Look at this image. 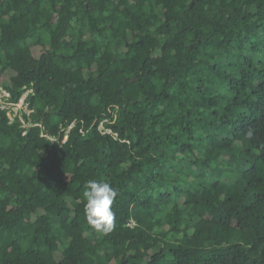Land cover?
<instances>
[{
  "label": "trees",
  "instance_id": "obj_1",
  "mask_svg": "<svg viewBox=\"0 0 264 264\" xmlns=\"http://www.w3.org/2000/svg\"><path fill=\"white\" fill-rule=\"evenodd\" d=\"M1 90L0 264H264V0H0Z\"/></svg>",
  "mask_w": 264,
  "mask_h": 264
},
{
  "label": "clouds",
  "instance_id": "obj_2",
  "mask_svg": "<svg viewBox=\"0 0 264 264\" xmlns=\"http://www.w3.org/2000/svg\"><path fill=\"white\" fill-rule=\"evenodd\" d=\"M117 195V190L108 182L88 181L83 192L86 201L84 219L94 232L107 235L115 229L116 216L112 205Z\"/></svg>",
  "mask_w": 264,
  "mask_h": 264
},
{
  "label": "built area",
  "instance_id": "obj_3",
  "mask_svg": "<svg viewBox=\"0 0 264 264\" xmlns=\"http://www.w3.org/2000/svg\"><path fill=\"white\" fill-rule=\"evenodd\" d=\"M7 97H9V93H7L4 90H1L0 91V104L1 105H4L3 100H5L4 98H7ZM5 105H8V104H5ZM16 105H18V104H15V105L9 104L8 107H10V109H13ZM21 105H23V100H22V104Z\"/></svg>",
  "mask_w": 264,
  "mask_h": 264
},
{
  "label": "rangeland",
  "instance_id": "obj_4",
  "mask_svg": "<svg viewBox=\"0 0 264 264\" xmlns=\"http://www.w3.org/2000/svg\"><path fill=\"white\" fill-rule=\"evenodd\" d=\"M24 96L20 99L18 105H16L13 109H11L13 111V113H9L10 118H12V116L23 107V105H21V104H22V100H23Z\"/></svg>",
  "mask_w": 264,
  "mask_h": 264
}]
</instances>
